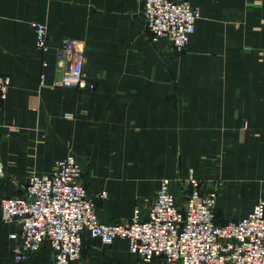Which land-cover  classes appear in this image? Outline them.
Segmentation results:
<instances>
[{
    "label": "crops",
    "instance_id": "0c3cea01",
    "mask_svg": "<svg viewBox=\"0 0 264 264\" xmlns=\"http://www.w3.org/2000/svg\"><path fill=\"white\" fill-rule=\"evenodd\" d=\"M200 10L185 50L154 41L139 0H0V73L11 76L0 100L6 174L0 199L21 195L32 172H48L73 153L106 222L147 208L164 179L182 200L187 180L217 190V220L247 215L264 199V0H190ZM48 25L51 49L36 43ZM85 45L93 89L56 84L57 47ZM72 114V116H69ZM16 220L0 208V264H51L49 244L22 262ZM84 264H146L116 238L87 233ZM72 264H78L72 262ZM147 264H171L156 254Z\"/></svg>",
    "mask_w": 264,
    "mask_h": 264
},
{
    "label": "built area",
    "instance_id": "2783aa9c",
    "mask_svg": "<svg viewBox=\"0 0 264 264\" xmlns=\"http://www.w3.org/2000/svg\"><path fill=\"white\" fill-rule=\"evenodd\" d=\"M152 39L167 38L178 51L186 49L196 30L200 10L190 0H139ZM38 47L51 49L48 25L34 22ZM63 75L58 85L95 88L83 72L85 45L64 38L57 47ZM11 76L0 73V100L8 98ZM69 116H72L70 114ZM6 174L0 140V176ZM181 200L164 179L147 208L138 205L127 221L100 219L97 200L108 193L92 194L82 180V168L73 153L58 159L48 172H32L24 192L0 199L1 218L16 220L22 240L16 261L22 262L44 245L54 250L51 264H84L83 242L87 233L112 243L129 241L130 250L144 263L159 254L171 264H264V199L245 216L217 220L218 191H205L200 179L187 180Z\"/></svg>",
    "mask_w": 264,
    "mask_h": 264
}]
</instances>
